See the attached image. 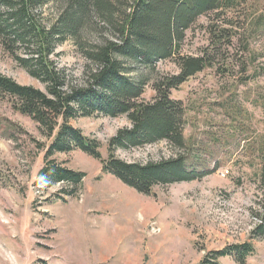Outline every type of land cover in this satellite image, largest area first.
<instances>
[{"label":"rangeland","instance_id":"obj_1","mask_svg":"<svg viewBox=\"0 0 264 264\" xmlns=\"http://www.w3.org/2000/svg\"><path fill=\"white\" fill-rule=\"evenodd\" d=\"M245 8L253 19L264 13V0H248ZM49 12L42 9L44 17ZM208 18L200 17L186 31L184 55L213 45ZM261 19L258 26L252 23L256 18L247 26L229 27L231 44L219 46L216 65L171 90V98L185 106L183 148L162 140L113 151L120 160L140 164L181 156L188 166L206 173L198 180L155 185L150 195L103 171L101 160L79 149L49 158L85 173L73 194H67L71 186L65 182L38 184L51 137L16 111L9 97L0 96V264H198L208 251L243 242L255 248L244 264H264V235L252 234L259 222V175L264 165ZM52 59L76 80L87 66L70 41L58 46ZM135 67L131 75L140 68L150 81L145 100L154 96L153 82L178 71L171 60L150 68ZM0 73L18 84L46 90L2 45ZM69 124L98 141L102 159L108 158L109 139L130 126L123 115L77 117L69 119ZM102 233H107V244L100 243ZM221 262L238 264L230 258Z\"/></svg>","mask_w":264,"mask_h":264},{"label":"trees","instance_id":"obj_2","mask_svg":"<svg viewBox=\"0 0 264 264\" xmlns=\"http://www.w3.org/2000/svg\"><path fill=\"white\" fill-rule=\"evenodd\" d=\"M248 0H0V45L28 74L45 84V91L21 85L0 73V96L30 117L50 138L36 182H65L73 194L84 172L49 160L56 152L79 149L102 161V170L136 191L150 195L155 185L198 180L206 173L186 164L181 156L157 162L128 163L113 155L159 141L185 146V106L171 98V90L207 67L216 65L217 50L231 44L229 27L255 26L264 13L253 17ZM51 12L44 17L42 9ZM209 17L207 31L214 37L209 48L195 55L181 52L185 33L202 17ZM219 22V23H218ZM104 30V31H103ZM103 31V33H102ZM70 41L86 61L82 77L70 78L52 55ZM228 54V52H227ZM216 55V56H215ZM171 60L178 71L153 82L150 100L143 97L149 80L135 65L153 67ZM104 115L126 116L130 126L119 129L108 141V158L102 159L98 141L69 124V119ZM264 159V153H262ZM262 192L259 222L253 236L264 235V165L260 170ZM255 253L249 242L208 251L198 264H223L221 258L244 264Z\"/></svg>","mask_w":264,"mask_h":264},{"label":"bare ground","instance_id":"obj_3","mask_svg":"<svg viewBox=\"0 0 264 264\" xmlns=\"http://www.w3.org/2000/svg\"><path fill=\"white\" fill-rule=\"evenodd\" d=\"M130 206H131V205H130ZM131 207H132V206H131ZM130 210H131V209H130ZM122 211H123V210H122ZM122 211H121V212H122ZM130 212H131V211H130ZM126 214H127V213H126ZM131 214H132V212H131ZM140 214H141V213H140ZM75 218H77V215H76ZM132 219H133V218H132ZM128 221H129V220H128ZM126 222H127V221H126ZM139 222H140V221H139ZM76 223H77V222H75V224H76ZM127 223H128V222H127ZM75 224H74V225H75ZM136 224H137V222H136ZM109 225H110V224H109ZM76 226H77V225H76ZM139 226H140V225H139ZM72 227H74V226H72ZM78 227H79V226H78ZM128 227H129V225H128ZM130 227H131V226H130ZM70 229H71V228H70ZM77 229H78V228H77ZM77 229H76V230H77ZM129 229H130V228H129ZM133 229H134V227H133ZM133 229L131 230V233H132V231H133V233L135 234V231H134ZM74 231H75V230H74ZM78 231H79V229H78ZM78 231H77V232H78ZM110 231H111V230H110ZM72 232H73V231H72ZM82 232H83V231H82ZM73 233H74V232H73ZM133 233H132V234H133ZM136 233H137V232H136ZM78 234H80V233L78 232ZM105 234H107V233H105ZM105 234L102 233L101 235H99V240L101 241L100 243H102V244H107V242L109 241L108 237L105 236ZM117 234H118V233H117ZM119 234H120V233H119ZM119 234H118V235H119ZM137 234H138V233H137ZM75 235H76V234H74V236H75ZM112 235H113V234H112ZM112 235H111V236H112ZM135 235H136V234H135ZM74 236H73V238H74ZM77 236L79 237V235H77ZM136 236H137V235H136ZM78 237H77V238H78ZM112 237H113V236H112ZM130 237H132V235H131ZM64 238H65V237H64ZM66 238H67V237H66ZM73 238H72V239H73ZM84 238H85V237H84ZM115 238H116V237H115ZM113 239H114V238H113ZM74 240H75V239H74ZM76 240H77V242H78V239H76ZM80 240H81V239H80ZM83 241H84V240H83ZM116 241H118V240H116ZM116 241L114 240V242H116ZM71 242H72V241H71ZM73 242H74V241H73ZM77 242H76V243H77ZM74 243H75V242H74ZM76 243H75V244H76ZM118 243H119V242H118ZM71 244H72V243H71ZM113 244H114V243H113ZM113 244L111 243V245H113ZM115 244H116V243H115ZM115 244H114V245H115ZM132 244H133V243H132ZM118 245H119V244H118ZM118 245H117V246H118ZM66 246H67V245H66ZM76 246H77V245H76ZM76 246H75V247H76ZM95 246H96V245H95ZM98 248H99V247H96V249H98ZM77 249H78V247H77ZM112 249H113V248H111V250H112ZM114 249H115V248H114ZM114 249H113V250H114ZM73 250H74V249H73ZM75 250H76V249H75ZM97 252H98V251H97ZM104 252H105V250H104ZM96 254H97V253H96ZM77 258H78V257H77ZM78 260H79V259H78Z\"/></svg>","mask_w":264,"mask_h":264}]
</instances>
